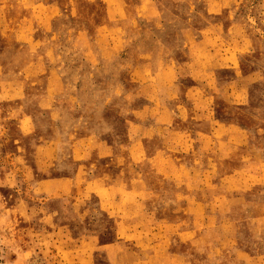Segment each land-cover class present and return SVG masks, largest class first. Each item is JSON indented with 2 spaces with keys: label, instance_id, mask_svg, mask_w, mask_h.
Here are the masks:
<instances>
[{
  "label": "rangeland",
  "instance_id": "1",
  "mask_svg": "<svg viewBox=\"0 0 264 264\" xmlns=\"http://www.w3.org/2000/svg\"><path fill=\"white\" fill-rule=\"evenodd\" d=\"M0 264H264V0H0Z\"/></svg>",
  "mask_w": 264,
  "mask_h": 264
}]
</instances>
